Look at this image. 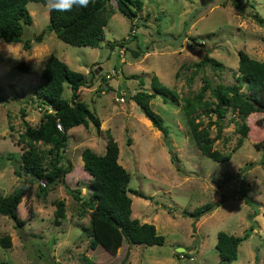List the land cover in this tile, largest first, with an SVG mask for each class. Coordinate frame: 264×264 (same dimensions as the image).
Instances as JSON below:
<instances>
[{"label":"rangeland","instance_id":"rangeland-1","mask_svg":"<svg viewBox=\"0 0 264 264\" xmlns=\"http://www.w3.org/2000/svg\"><path fill=\"white\" fill-rule=\"evenodd\" d=\"M206 1L142 0L139 14L143 24L158 35L168 34L177 40L155 38L115 9L103 26L104 38L97 46L69 44L47 31L40 42L31 40L25 49L21 45L24 38L39 32L48 21L46 3H26L31 23L23 27L21 39L0 38V194L9 193L23 178L13 172L25 147L19 139L22 118L32 125L38 121L42 109L29 96L40 80L48 54L87 77L91 76L88 68L93 69L92 83L80 86L77 93L98 116L100 131L96 132L90 122L68 129L60 159L67 168L62 181L44 194L36 181L31 182L30 192L17 204L18 216L24 220L21 225L16 227L10 217L0 213V236L10 237L9 246L0 245V259L8 264H88L86 259L105 264L123 257L127 247L123 239H115L105 249L98 245L89 248L86 234L101 207L102 192L96 179L83 170L80 150L87 146L102 153L106 128L116 141L118 162L130 174L128 186L146 195L140 197L128 191L130 215L153 223L164 237L159 245L128 244L129 264H216V231L240 235L250 224V234L240 241L230 264H264V112L246 115V135L230 151L238 133L233 120L236 115L228 109L222 118L221 134L214 138L212 147L230 152V157L215 161L195 146L181 110L183 98L191 97L203 78L212 84L236 83L237 50L264 61V0H242L241 10L231 0ZM109 2L115 8L114 0ZM121 38L122 46L106 44ZM203 53L221 65H192ZM23 65L26 67L22 70ZM113 68L118 71L108 78L99 75L100 70L109 72ZM153 75L175 91L174 99L163 100L156 94L150 100L167 127L169 145L129 98L138 89L150 90ZM69 94V85L63 83L61 95L68 98ZM120 95L123 100H118ZM208 96L205 90L204 98ZM198 118L205 123L214 115L200 114ZM209 132L215 135L214 124ZM35 145L39 149L47 147L39 141ZM65 185L79 189L80 199H74ZM242 192L252 204L244 201ZM58 199L63 201L64 216L55 223L53 210ZM206 203L215 206L196 216L182 212ZM176 246H182L188 256L177 255Z\"/></svg>","mask_w":264,"mask_h":264},{"label":"trees","instance_id":"trees-1","mask_svg":"<svg viewBox=\"0 0 264 264\" xmlns=\"http://www.w3.org/2000/svg\"><path fill=\"white\" fill-rule=\"evenodd\" d=\"M28 1L45 0H0V38L4 41H19L23 27L31 23V16L26 8ZM113 8L109 0H91L87 7H73L71 11L59 12L48 11V21L45 26L31 37L24 38L22 48H28L30 41H40L47 31L53 33L61 40L73 45L97 46L104 38L103 26L109 16L116 9L130 21L131 14L140 16L142 0H114ZM232 4L241 10L242 0H231ZM137 25V23L135 22ZM156 34L159 32L155 31ZM124 38L115 42H106L111 47L113 44L122 46ZM134 54L138 52L134 51ZM208 63L211 67L217 68L221 63L203 53L201 58L193 62L195 67ZM18 69L20 64L16 65ZM26 66H22V70ZM91 74L87 77L83 72L71 69L54 54H48L42 65L39 77L40 80L31 88L29 99L37 105L40 111L39 119L35 124H29L22 118L23 131L19 133V139L24 142L25 147L20 151L13 172L23 176L20 185L7 194H0V213L7 215L13 220L17 227L24 220L17 213V204L22 195L28 194L31 190V182L36 181L39 190L44 194L49 187L57 181H62L63 174L67 170L60 163L61 153L66 144L68 129L72 126L82 124L87 126L92 123L96 132L100 131V120L87 104L79 99L78 89L80 86H89L92 83L93 69L88 68ZM236 83L225 84L217 82L210 83L203 78L199 89L191 96L184 97L181 110L184 114L188 133L200 153L215 161H225L230 157V152H221L212 147L214 138L221 134L222 118L227 110L236 115L235 130L238 136L230 151L236 149L242 142L248 125L245 121L247 114L253 111L264 112V61L249 56L243 50H237ZM135 76V74H131ZM103 77V76H102ZM104 78V77H103ZM63 83L70 87L69 97L61 95ZM150 90L138 89L129 95L138 106L143 115L150 121V124L159 130L164 142L169 145L166 136L167 127L163 124L161 116L152 109L150 100L158 94L163 100L175 98V91L168 86L162 85L153 75L150 79ZM208 90V97L204 98V91ZM23 110L20 109L23 116ZM200 114L214 119L202 123L198 118ZM214 124L215 135H210V125ZM105 128L106 141L102 153L95 152L90 147H83L80 150V158L83 170L96 179L99 189L102 192L101 207L92 221V228H86L89 237L88 247L96 245L108 248L115 239L124 240L127 247L124 255L119 260L108 261L105 264H124L128 256V244L142 243L145 245L162 244L164 237L156 231L153 223L139 221L131 214V198L128 191L133 194L146 197L142 191L130 188L128 181L129 172L117 160L118 147L116 141ZM47 144L44 149H39L35 142ZM255 145H258L256 143ZM172 157L171 159H173ZM67 188L71 196L79 200V189ZM244 201L252 204L245 192H242ZM53 210V221L58 223L64 216L63 201L56 200ZM209 203L197 206L192 210L182 209V212L196 216ZM252 229L250 224L240 235H234L223 230L216 231L214 248L219 259L216 264H230L236 258L237 246L245 239ZM117 234L113 239L112 236ZM10 244L9 234L0 236V245L7 247ZM177 255H187L183 251H177ZM188 256V255H187ZM88 264H100L86 259ZM0 264H8L6 260L0 259ZM54 264L57 262L54 261Z\"/></svg>","mask_w":264,"mask_h":264},{"label":"clouds","instance_id":"clouds-1","mask_svg":"<svg viewBox=\"0 0 264 264\" xmlns=\"http://www.w3.org/2000/svg\"><path fill=\"white\" fill-rule=\"evenodd\" d=\"M91 0H45L48 11L68 12L73 7H87Z\"/></svg>","mask_w":264,"mask_h":264},{"label":"water","instance_id":"water-1","mask_svg":"<svg viewBox=\"0 0 264 264\" xmlns=\"http://www.w3.org/2000/svg\"><path fill=\"white\" fill-rule=\"evenodd\" d=\"M208 1H209V0H207L206 2H208ZM203 6H204V5H203ZM203 6H201L200 8H202ZM130 17H131L132 19L135 20V22L137 23L138 26H140L142 29H146V30H147L150 34H152L155 38H168V39H172V40H177V39H179V38H177V37H173V36L168 35V34H164V35H158V34H156V33L154 32V30L152 29V27H150V26H148V25H146V24H143V22H142V17H141V16H138V15H136V14H131ZM182 36H183V34H182ZM214 206H215V204L212 205V206H210V207H207V208H205V209H203V210H210V208H212V207H214ZM175 250H176V251H182V250H183V247H182V246H176V247H175Z\"/></svg>","mask_w":264,"mask_h":264},{"label":"built area","instance_id":"built-area-1","mask_svg":"<svg viewBox=\"0 0 264 264\" xmlns=\"http://www.w3.org/2000/svg\"><path fill=\"white\" fill-rule=\"evenodd\" d=\"M118 52H119V54H121V52H122V48H119V49H118ZM120 57H121L120 60H123V57H122V56H120ZM117 71H118V69L113 68V69H111L109 72L102 71L101 75H102L104 78H108L110 75L115 74ZM118 100H123V98H122L121 95L118 96ZM38 109H39V108H38Z\"/></svg>","mask_w":264,"mask_h":264},{"label":"crops","instance_id":"crops-1","mask_svg":"<svg viewBox=\"0 0 264 264\" xmlns=\"http://www.w3.org/2000/svg\"><path fill=\"white\" fill-rule=\"evenodd\" d=\"M42 38H43V37H42ZM41 40H42V39H41ZM41 40H40V41H41ZM40 41H38V42H40ZM32 44H33V43H32ZM32 46H33V45H32ZM35 49H37L36 46H35ZM45 58H46V57H45ZM99 66H100V65H99ZM100 67H101V66H100ZM101 73H102V70H100L99 75H101ZM84 74H85V73H84ZM39 79H40V77H39ZM78 90H79V89H78ZM38 119H39V117H38ZM81 162H82V161H81ZM132 244H133V243H131L130 245H132ZM130 250H131V247H130V248L128 247V256H127L128 259H126V263H127V264H129V262H130V261H129V258H130Z\"/></svg>","mask_w":264,"mask_h":264}]
</instances>
